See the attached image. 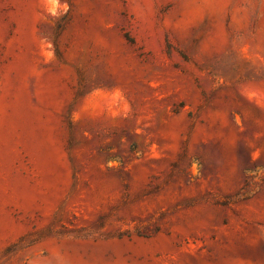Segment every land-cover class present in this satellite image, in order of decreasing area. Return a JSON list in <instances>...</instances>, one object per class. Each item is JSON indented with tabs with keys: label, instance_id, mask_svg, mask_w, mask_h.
I'll use <instances>...</instances> for the list:
<instances>
[{
	"label": "rangeland",
	"instance_id": "1",
	"mask_svg": "<svg viewBox=\"0 0 264 264\" xmlns=\"http://www.w3.org/2000/svg\"><path fill=\"white\" fill-rule=\"evenodd\" d=\"M0 264H264V0H0Z\"/></svg>",
	"mask_w": 264,
	"mask_h": 264
}]
</instances>
